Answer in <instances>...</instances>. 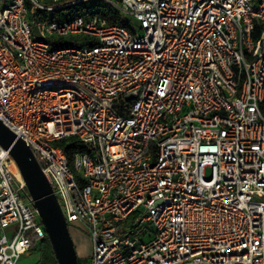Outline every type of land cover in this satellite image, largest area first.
Instances as JSON below:
<instances>
[{"label":"built area","instance_id":"1","mask_svg":"<svg viewBox=\"0 0 264 264\" xmlns=\"http://www.w3.org/2000/svg\"><path fill=\"white\" fill-rule=\"evenodd\" d=\"M105 1L125 25L0 6V121L88 264H264V0ZM0 232V264L47 237L1 146Z\"/></svg>","mask_w":264,"mask_h":264},{"label":"water","instance_id":"2","mask_svg":"<svg viewBox=\"0 0 264 264\" xmlns=\"http://www.w3.org/2000/svg\"><path fill=\"white\" fill-rule=\"evenodd\" d=\"M0 146L9 152L19 169L57 264H78L73 239L51 185L31 149L21 139H17L1 121Z\"/></svg>","mask_w":264,"mask_h":264},{"label":"trees","instance_id":"3","mask_svg":"<svg viewBox=\"0 0 264 264\" xmlns=\"http://www.w3.org/2000/svg\"><path fill=\"white\" fill-rule=\"evenodd\" d=\"M46 6H62L60 9L53 12L57 17H75L80 16L86 19L93 17H100L104 19L107 24L125 25V15L118 9L114 8L105 0H41ZM64 152L71 159L73 153L80 150L79 147L68 145L64 142L60 143ZM45 240V239H44ZM44 240L42 242H44ZM49 252L47 254L39 253V259L36 264H57L53 251L49 244Z\"/></svg>","mask_w":264,"mask_h":264},{"label":"rangeland","instance_id":"4","mask_svg":"<svg viewBox=\"0 0 264 264\" xmlns=\"http://www.w3.org/2000/svg\"><path fill=\"white\" fill-rule=\"evenodd\" d=\"M11 2L12 0H1L0 6L6 7L10 5ZM126 20L129 21L132 25H135V22L131 18L128 17ZM62 42L67 43V40ZM131 217L134 220L133 222L135 223L137 218V213L133 214ZM128 222H130V219L128 220ZM133 222H130V225H132ZM68 228L77 252L78 264H88L90 261L91 249H92V243L88 232L85 230V228L76 224L71 225ZM140 230L141 233L144 234L142 240L144 242L147 241L149 239V236L151 235V228L145 225V226H141ZM49 244L50 242L48 237L45 238L44 242L42 241L35 242L33 245V254H31L30 256H26V255L22 256L18 260L17 264H35L39 253L47 254L50 251Z\"/></svg>","mask_w":264,"mask_h":264},{"label":"crops","instance_id":"5","mask_svg":"<svg viewBox=\"0 0 264 264\" xmlns=\"http://www.w3.org/2000/svg\"><path fill=\"white\" fill-rule=\"evenodd\" d=\"M31 254H33V248H32V250H31V252H30L29 254H27L26 256H30ZM38 259H39V254H38V258H37L35 264L37 263Z\"/></svg>","mask_w":264,"mask_h":264}]
</instances>
